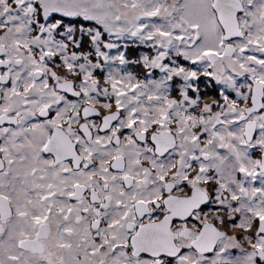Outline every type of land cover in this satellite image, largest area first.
Wrapping results in <instances>:
<instances>
[{
  "label": "snow or ice",
  "instance_id": "6c2138e0",
  "mask_svg": "<svg viewBox=\"0 0 264 264\" xmlns=\"http://www.w3.org/2000/svg\"><path fill=\"white\" fill-rule=\"evenodd\" d=\"M0 264H264V0H0Z\"/></svg>",
  "mask_w": 264,
  "mask_h": 264
}]
</instances>
